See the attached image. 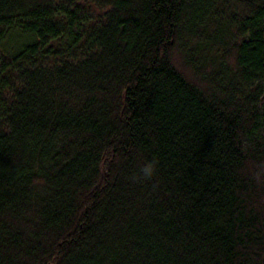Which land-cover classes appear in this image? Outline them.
Here are the masks:
<instances>
[{
  "label": "trees",
  "instance_id": "1",
  "mask_svg": "<svg viewBox=\"0 0 264 264\" xmlns=\"http://www.w3.org/2000/svg\"><path fill=\"white\" fill-rule=\"evenodd\" d=\"M0 264H264V0H0Z\"/></svg>",
  "mask_w": 264,
  "mask_h": 264
}]
</instances>
